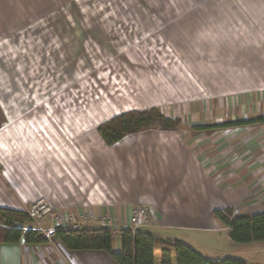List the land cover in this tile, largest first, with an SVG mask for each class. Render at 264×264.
I'll use <instances>...</instances> for the list:
<instances>
[{
	"label": "rangeland",
	"instance_id": "374dc122",
	"mask_svg": "<svg viewBox=\"0 0 264 264\" xmlns=\"http://www.w3.org/2000/svg\"><path fill=\"white\" fill-rule=\"evenodd\" d=\"M257 88L264 0H0V197L15 195L5 175L19 173L22 148L54 128L81 144L122 113L156 107L192 141L195 125L254 118Z\"/></svg>",
	"mask_w": 264,
	"mask_h": 264
},
{
	"label": "crops",
	"instance_id": "0c3cea01",
	"mask_svg": "<svg viewBox=\"0 0 264 264\" xmlns=\"http://www.w3.org/2000/svg\"><path fill=\"white\" fill-rule=\"evenodd\" d=\"M263 90L251 95L259 92L263 101ZM257 112L255 117L264 116V101ZM54 130L50 139L22 148L24 163L12 168L20 176L5 175L9 184L16 182L15 195L0 197V206L23 210L44 198L61 216H90L76 227L114 229H130L133 209L145 206L152 223L142 231L183 242L207 258L264 264V242L236 243L213 217L215 209L226 207L237 214L264 212V122L236 126L228 139L216 138L208 148L203 138L211 129L198 131L192 141L181 131L146 130L113 145L105 143L98 127L81 144ZM116 238L113 249L119 251L121 239ZM252 249L257 257L249 255ZM0 264L118 263L104 251L20 241L0 243ZM155 264H177L175 254L156 249Z\"/></svg>",
	"mask_w": 264,
	"mask_h": 264
},
{
	"label": "trees",
	"instance_id": "16d2710c",
	"mask_svg": "<svg viewBox=\"0 0 264 264\" xmlns=\"http://www.w3.org/2000/svg\"><path fill=\"white\" fill-rule=\"evenodd\" d=\"M263 123V117L238 119L232 122L212 125H195L197 131L246 126ZM183 125L181 118H171L154 107L142 111L122 113L98 126V132L108 145H113L124 137L146 130L179 131ZM213 217L229 229L232 241L240 244L264 242V212L237 214L232 207L213 211ZM120 237L121 250L113 249L114 239ZM44 244L50 241L61 244L73 251H104L118 264H155V250L175 254L177 264H248L242 259L207 258L196 249L183 242L163 239L154 234L130 229L109 227H56L49 239L42 231L35 229L34 221L25 210L0 206V243Z\"/></svg>",
	"mask_w": 264,
	"mask_h": 264
},
{
	"label": "built area",
	"instance_id": "2783aa9c",
	"mask_svg": "<svg viewBox=\"0 0 264 264\" xmlns=\"http://www.w3.org/2000/svg\"><path fill=\"white\" fill-rule=\"evenodd\" d=\"M30 217L34 221L35 229H38L44 232V234L52 239L55 233L56 227L59 226H76L81 223V221H85L89 219L90 216L87 214H69L65 216H61L58 214L55 209L48 203V201L44 198L38 199L27 207L26 211ZM152 212L148 207L141 206L133 209L129 223L131 225L132 230L137 231L145 227H149L151 225ZM45 220L50 221L51 226L48 228L43 227V223ZM101 223L105 224L108 219L106 216H103L101 219ZM248 264H259L255 262H249Z\"/></svg>",
	"mask_w": 264,
	"mask_h": 264
}]
</instances>
